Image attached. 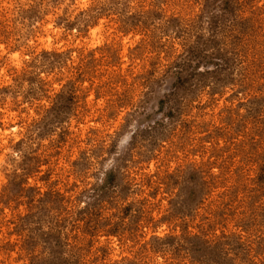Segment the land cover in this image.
Returning <instances> with one entry per match:
<instances>
[{
	"label": "rangeland",
	"instance_id": "rangeland-1",
	"mask_svg": "<svg viewBox=\"0 0 264 264\" xmlns=\"http://www.w3.org/2000/svg\"><path fill=\"white\" fill-rule=\"evenodd\" d=\"M0 264H264V0H0Z\"/></svg>",
	"mask_w": 264,
	"mask_h": 264
}]
</instances>
